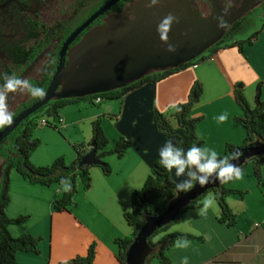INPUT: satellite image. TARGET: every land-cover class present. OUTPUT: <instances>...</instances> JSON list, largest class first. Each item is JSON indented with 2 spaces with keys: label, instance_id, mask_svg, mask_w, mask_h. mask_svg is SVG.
<instances>
[{
  "label": "crops",
  "instance_id": "0c3cea01",
  "mask_svg": "<svg viewBox=\"0 0 264 264\" xmlns=\"http://www.w3.org/2000/svg\"><path fill=\"white\" fill-rule=\"evenodd\" d=\"M263 16L264 10L260 25L252 32H257L256 37L250 44L242 43L241 51L237 46L221 48L209 59L193 62L160 81H147L128 91L119 99L118 105L104 103L95 108L86 99L66 105L58 112L61 122L57 129L66 132L81 120H89L91 124L98 116L106 114L110 118L115 114L110 119V133L107 131V135L104 130L110 138L109 148L112 149L120 137L129 139L131 145L121 157L107 156L105 160L112 171L109 175L97 166L89 168L91 185L88 190L77 185L74 204L68 210L56 212L51 208L53 198L61 194L62 188L29 183L15 170L10 178V170L9 184L12 180V184L23 192L10 197L5 213L9 217L24 214L30 220L10 225L9 232L14 237L28 233L41 238L39 252H17L16 264H61L77 255H85L92 243L95 245L94 264H120L116 259L114 239L128 236L133 231L123 218V213L130 208L131 193L142 186L153 163L159 160V149L165 141L171 139L177 145L175 137H167L155 129L154 110L171 114L176 104L187 100L194 81L202 84V92L189 114L192 118H199L195 132L203 141V147L214 148L220 155L226 143L242 142L245 130L234 121L241 109L235 102L233 90L235 84L241 82L243 94L252 104L259 84L260 96L264 99ZM240 40L234 39L228 44ZM221 115L227 117L223 122L217 119ZM87 135L76 143L89 140L91 135L89 138ZM262 165L263 175L264 163ZM247 168L241 173L237 185L231 180L229 188L241 187ZM169 172L176 184L186 178L177 177L175 169ZM256 188L264 195V175ZM27 191L32 195L26 194ZM237 194L226 196V202L236 217L233 226L218 221V204L213 194L208 193L199 207L183 211L168 230L154 240L171 232L187 233L195 239H188L186 248L177 247L176 243L171 246L166 251L167 263L152 259L150 264H182L185 257L188 264H264V203H257V208L252 206L251 210L241 204L244 196L239 198ZM206 200H211V205L205 215H200L199 210ZM40 204L45 205L46 212L40 220L31 222V210Z\"/></svg>",
  "mask_w": 264,
  "mask_h": 264
},
{
  "label": "trees",
  "instance_id": "16d2710c",
  "mask_svg": "<svg viewBox=\"0 0 264 264\" xmlns=\"http://www.w3.org/2000/svg\"><path fill=\"white\" fill-rule=\"evenodd\" d=\"M241 23V21L235 22L231 25V28L227 33L231 31H238L241 27ZM226 34H224L223 37ZM256 35L257 32H254L243 41H235L229 44L223 43L222 37L214 45L207 49L206 54H201L195 59L180 64L174 68L151 72L118 89L84 97L54 98L21 121L19 125L0 143V264H16V253L19 251L38 253L39 243L41 240L40 237H34L28 233L14 237L9 232V225L21 223L28 217L27 215L22 214L15 217H9L5 213V207L9 203L8 186L9 172L11 169L15 170L29 183H38L44 186L59 185L57 186L59 188L62 186L59 183L61 178L70 179L72 190L70 192L62 191L61 194L58 197H54L51 202V208L53 211L58 212L68 210L70 205L72 206L74 204V195L78 190L76 183L77 179L81 182V188L83 190H88L91 185L89 168L91 166H98L105 175H109L111 173V166L104 159V157L109 154L121 157L131 145V141L129 139L120 137L112 149H106L109 141L102 130L101 118L98 116L91 122V141H94L95 143V157L101 162V164L78 165V161L81 157L92 149L90 141L87 143L72 145L76 153V159L70 163H66L64 156L61 155L56 157L49 165L36 166L30 162L29 158L31 153L40 144L37 138H32V133L38 125V120L42 116L50 117L52 121L56 122L59 116V110L66 105L86 99L90 104L95 105L92 102L94 95H100L103 99H120L128 91L147 81H160L170 74L184 69L193 62H201L205 59L211 58L221 48L237 46L239 51H241V44H250ZM32 37H34V34H32ZM10 54L15 60L20 59L21 61L25 60L28 56L27 52L23 51V47L11 49ZM11 75V73L3 74V80H0V91L4 81ZM48 82H46L42 88L45 89ZM201 92L202 84L199 81H194L190 87L187 100L176 104L171 114H165L159 112L158 110H154L152 121L155 129L162 132L167 137H175L177 139L176 146L185 150L194 144L196 146H203V141L195 132V126L199 118H192L189 114L192 106L197 102ZM233 96L235 102L241 109V114L234 116V121L239 123L244 128L245 136L240 144L226 143L224 145L223 153L218 155V157H224L237 152L239 153L244 148L251 147L255 141H258L259 144H264V99H261L260 96V85L257 84L256 86L252 104H250L245 98L241 82L235 84ZM31 99V102L23 108L29 106L37 98L31 96ZM18 112H14L12 114L13 117ZM49 126L57 128L56 125L52 126L49 124ZM1 129L2 128H0V130ZM263 160L264 154L251 156L246 159L239 166V168L242 172L245 165L248 162H252L253 174L256 179L260 181V169ZM187 171L188 169H186V173ZM176 185V182L171 178L170 172L159 164V160H156L142 186L133 190L130 197V208L123 213L125 222L133 227V231L128 236L117 237L114 239V243L117 246L116 259L120 264H126V250L139 232L145 218L160 214L166 208L168 202L176 196L178 193ZM208 193L213 194V197L218 204V221L226 224L227 226H233L235 224L236 217L226 202V196L229 193H239L240 195L243 193L239 190L228 188L225 186V183L220 184L218 188L207 189L205 192L190 200L172 221L158 228L149 237H147V243L152 248V251L147 256L143 264H150L152 259H158L161 263H167L169 259L166 256V251L173 246L178 239H195V237L187 233L171 232L162 235L157 240H154L158 234L166 232L171 224H173L180 217L183 211L189 208L199 207L201 205V200ZM94 257L95 245L92 243L88 246L85 255H77L68 261L62 262L61 264H94Z\"/></svg>",
  "mask_w": 264,
  "mask_h": 264
},
{
  "label": "water",
  "instance_id": "95a60500",
  "mask_svg": "<svg viewBox=\"0 0 264 264\" xmlns=\"http://www.w3.org/2000/svg\"><path fill=\"white\" fill-rule=\"evenodd\" d=\"M117 1L108 0L100 5L67 35L59 49L58 63L45 88V96L20 110L12 124L0 130V143L21 121L54 98L108 92L151 72L174 68L195 59L220 40L247 11L224 17L217 10L208 16H200L191 4H131L121 13L109 15L102 25L89 29L68 49L81 31ZM168 14L176 19L162 37L157 32V25ZM169 44L174 46V52L167 51ZM90 146L92 149L78 161L79 166L101 164L95 157L94 141ZM259 154H264V144L255 141L251 147L239 152L238 159L230 162L239 167L249 157ZM220 184L215 179L202 186L194 184L191 190L177 193L160 214L146 217L126 250V264H143L152 251L147 237L172 221L190 200Z\"/></svg>",
  "mask_w": 264,
  "mask_h": 264
},
{
  "label": "flooded vegetation",
  "instance_id": "af4514ba",
  "mask_svg": "<svg viewBox=\"0 0 264 264\" xmlns=\"http://www.w3.org/2000/svg\"><path fill=\"white\" fill-rule=\"evenodd\" d=\"M106 1L108 0H101L96 4L102 5ZM263 1L264 0H157V4H191V8L196 10L200 16H208L220 10L224 17H228L232 13L247 9L245 14L235 21L242 22L246 15L250 13V10L254 6L260 5ZM63 4L93 3L81 2V0H0V80H3V74L11 73L12 75L5 81L14 77L21 81L27 80L29 81V85L22 83V85L27 87V91L28 87L31 85L42 87L50 80L58 63V52L64 39L77 25L88 17L86 16L79 24L73 27L72 25L71 27H68V25L66 26L67 22H69L68 19L71 20L70 18L74 16L75 10L73 9L69 12L70 15H73L66 19L67 22L65 20L60 21L58 18L61 14H64L63 16L66 17L65 12L61 10ZM131 4H151V0L117 1L115 5L110 7L88 27L81 31L68 46V49L76 44L89 29L102 25L109 15L121 13ZM249 7L252 8L248 9ZM66 28H68V30ZM230 28L231 26L226 33ZM32 34H34V37H32ZM17 47H23V51L27 52L28 56L25 60H15L14 57L11 56L10 50ZM4 83L0 95L6 97L9 110V106L11 105V101L15 99L14 95L18 91L19 85L16 87L15 91L12 92L4 86ZM3 92L5 93L3 94ZM30 99L31 95L28 94V98L18 103V105L27 100L30 101ZM9 111L11 112V110ZM15 111L16 109L11 113L13 114Z\"/></svg>",
  "mask_w": 264,
  "mask_h": 264
},
{
  "label": "rangeland",
  "instance_id": "374dc122",
  "mask_svg": "<svg viewBox=\"0 0 264 264\" xmlns=\"http://www.w3.org/2000/svg\"><path fill=\"white\" fill-rule=\"evenodd\" d=\"M83 1L87 2V3L90 2L93 4H63L62 5L63 7L61 8V10H62V12H65L66 17L63 16L64 14L63 15L61 14V16H59L58 19L60 21H62V20L66 21V19L69 16L73 15V14L70 15L69 12H71L74 9L75 10L74 16H72V18H70L71 20L68 19L69 22L66 21L67 22L66 26L68 25V27H71V25H72V27H73L76 24H79V22L83 18H85L86 16H89L91 14V12H93V10H95L98 6H100V4H96V3H99L101 0H81V2H83ZM263 10H264V1L262 3H260V5L254 6L250 10V13L246 15L245 19L242 21L243 25H242L241 30L231 31L223 37V43H228L234 39H242L240 41H243V40L247 39L249 36H251L255 27L260 25V17H261V13L263 12ZM66 29L68 30V28H66ZM206 53H207V50L204 51L202 54H206ZM5 92H3V94ZM14 97H15V99L13 101H11V105L9 106V110H11V112H13L14 109H16L15 112L20 111L25 105L30 103L32 100V99L30 101L27 100L24 103H21L18 105V103H20L21 101H24V100H26V98H28L27 87L25 85H22V84L19 85V89L16 92V94L14 95ZM104 103H108V105H110V106L113 105V103L118 105L119 99H103L102 98L100 105H98L99 104L98 103V104L90 105V106L97 108L98 106H101V105L103 106ZM17 105H18V107H17ZM15 107H17V108H15ZM116 112H117V110H116ZM111 115H113V116H111ZM111 115H110L111 116L110 118H109V116H106V114H104V116L103 115L100 116L101 126H102V130L104 133H105V131H106V133H107V131H109V133L111 131L110 124H112V123H110V122L113 119L115 114H111ZM43 117L52 120L50 117H47V116H43ZM56 121H58V120H56ZM60 122L57 123V126L60 125ZM87 133H88V135H87ZM83 135L84 136L87 135V138H89V135H91V138H92V129H91V124H90L89 120H81L74 127L68 128L67 132L64 129L58 130L57 128H53L51 126L41 127V126L37 125V127L33 130L32 138H37L39 140L40 144L31 153L30 158H29L30 162L35 163L34 165H36V166H45V165H49L56 157H59L61 155L64 156L66 163H70V162L74 161L76 159V153H75L72 145L83 143V142L76 143L77 140H80L83 138ZM107 135H108V133H107ZM107 135H106V137H107ZM91 138L89 140H86V142H84V143L90 142ZM107 139H108V141L110 140V138H108V137H107ZM106 149H110L109 148V142H108ZM107 156L104 157V159H106ZM263 163H264V160L261 163V167L263 166L262 165ZM252 164H253L252 162H248L245 165L243 171L245 170L246 167H248L247 168L248 172L245 173V176L243 179L244 182L242 181L241 187L236 189V190H239L243 193L242 195H240L239 193L237 194L239 198L244 196V199H242L241 204L242 205L245 204L246 207H249L251 210H252V206H256V208H257V203H259V202L262 204L264 203L263 193L260 192V190H258L256 188L257 185L261 182V179H262L264 173L262 175V171L260 172V174H261L260 175V181H258L256 179L255 175L253 174V165ZM249 168L251 169V171H249ZM12 170L13 169H11L10 178H11V176H14L13 175L14 171H12ZM90 177H91V175H90ZM233 180H235L234 183H236V185H237V182L239 181V179H233ZM253 180H255L256 183H253ZM230 182H231V180L228 181L227 183H225V186H227L229 188L228 184ZM76 183H77V185H79L81 182L79 179H77ZM252 183L254 184V186L251 185ZM56 186H59V185H56ZM8 187H10V190L8 189L9 201H10V197L12 198L14 195H17L20 192H23L20 188L15 187L12 184V180H10V184ZM60 187L62 188V186H60ZM26 194L32 195V193L28 192V191L26 192ZM76 194H77V192L75 193V195ZM260 194H261V196H260ZM45 212H46L45 205L44 206L42 204H40L39 206L36 205L34 207V209L31 210V213H32L31 222L34 220H40L42 218V216L45 214ZM22 215H24V214H22ZM29 220H30V218L27 217L26 220H24L21 223H24L25 221L29 222ZM11 225H13V224H11ZM9 226H8V229H9Z\"/></svg>",
  "mask_w": 264,
  "mask_h": 264
},
{
  "label": "clouds",
  "instance_id": "9594fccd",
  "mask_svg": "<svg viewBox=\"0 0 264 264\" xmlns=\"http://www.w3.org/2000/svg\"><path fill=\"white\" fill-rule=\"evenodd\" d=\"M151 4H157V0H151ZM176 18L172 14L166 15L157 25V32L164 37ZM167 51L174 52L175 48L171 44L168 45ZM29 85V81H21L18 78H12L5 81L4 86L14 92L20 84ZM28 94L34 98H43L45 89L39 86H29ZM226 115L217 117L219 122L226 119ZM13 115L8 110L6 97L0 95V128L12 124ZM239 153H233L224 157H218L214 148L192 145L187 150L177 147L171 139L166 140L163 146L159 149V164L168 171L175 169L177 177L185 176L186 178L177 183V192H187L195 185H205L211 179H215L221 184L227 183L233 179H240L241 170L239 167L230 161L238 159ZM194 166V168H193ZM186 169H188L186 173ZM62 185V191L70 192L72 184L70 179L61 178L59 181ZM211 205V200H206L203 207L199 210L200 215L207 213L208 207ZM176 246L180 248L188 247L186 239H178ZM182 264H188L187 257L182 261Z\"/></svg>",
  "mask_w": 264,
  "mask_h": 264
},
{
  "label": "built area",
  "instance_id": "2783aa9c",
  "mask_svg": "<svg viewBox=\"0 0 264 264\" xmlns=\"http://www.w3.org/2000/svg\"><path fill=\"white\" fill-rule=\"evenodd\" d=\"M262 21L264 22V16L262 17ZM101 100H102V97L100 95H94V97L92 98V102L94 104L100 103ZM60 121H61V119L59 118L58 122H60ZM49 124L52 125V126L56 125V127H57V122H54V121H52V120H50L48 118H45L43 116L38 120V125L41 126V127L49 126Z\"/></svg>",
  "mask_w": 264,
  "mask_h": 264
}]
</instances>
